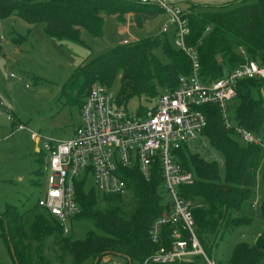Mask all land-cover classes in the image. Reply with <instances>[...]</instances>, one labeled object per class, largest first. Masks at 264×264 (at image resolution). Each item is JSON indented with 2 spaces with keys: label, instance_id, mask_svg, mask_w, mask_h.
I'll return each instance as SVG.
<instances>
[{
  "label": "trees",
  "instance_id": "16d2710c",
  "mask_svg": "<svg viewBox=\"0 0 264 264\" xmlns=\"http://www.w3.org/2000/svg\"><path fill=\"white\" fill-rule=\"evenodd\" d=\"M162 12L158 5L134 0H0V18L15 15L32 25L44 22L48 36L72 42H83L82 30L94 37L102 36L106 15L115 16L121 23L129 16L141 28ZM184 12L190 27L187 44L199 54V74L203 82L224 77L246 59L264 64V0L225 11ZM167 33L115 46L80 65L71 77L72 82L80 85L84 97L80 108L93 84L110 88L119 73L117 102L127 108L136 100L138 112L145 110L159 94L174 89L180 75L191 74L192 63L183 50L172 47ZM157 48L162 50L164 59L155 54ZM262 84L263 81L257 79L238 80L239 104L232 114L234 125L257 135L264 125ZM199 108L207 118L203 136L223 157L225 178L220 177L217 160L180 151L182 166L197 177L194 184L181 187V194L195 203L196 233L212 258L217 239L253 220L252 193L258 180L264 191V148L238 141L233 129L225 127L218 105L203 104ZM123 173L129 186L125 194H101L90 180H77L76 200L81 212L72 219L81 217L99 230L90 231L84 239H75L69 231L65 235L63 224L38 203L24 211L7 205L0 213V236L7 242L14 263L82 264L91 259L94 264L98 257L101 261L110 254L130 257L132 263L133 260L145 261L159 247L151 241L149 231L163 211L164 201L159 192L162 178L155 169L150 181L135 169ZM126 194L131 196L132 208L128 215H123L121 207ZM260 213L264 220V192ZM165 231L166 236L171 233L168 227ZM49 237L55 239L52 245L57 247L51 256L46 253L50 249L46 245ZM159 264L202 262L201 256H196L193 262ZM229 264H264V229L254 243L238 242Z\"/></svg>",
  "mask_w": 264,
  "mask_h": 264
},
{
  "label": "built area",
  "instance_id": "2783aa9c",
  "mask_svg": "<svg viewBox=\"0 0 264 264\" xmlns=\"http://www.w3.org/2000/svg\"><path fill=\"white\" fill-rule=\"evenodd\" d=\"M139 2L158 5L167 14L161 32H168L172 26L177 29L176 45L190 57L192 72L180 75L174 89L159 94L154 104L141 112H130L117 102V95L109 87L95 85L85 98L80 123L71 138L56 140L32 133V138L42 145L39 153L45 154L50 172L47 189L38 205L58 219L68 232L67 221L81 212L76 200L77 180H90L101 194H125L129 186L124 171L138 170L150 181L155 169L162 178L160 188L166 193L163 211L149 231L151 241L159 247L140 264L193 262L196 256H201L202 264H217L197 236L194 201L181 194V187L194 184L197 177L182 166L178 152L199 153L207 160H215L205 156L210 146L203 136L207 126L206 115L199 108L203 104L218 105L225 127L233 129L238 141L264 148V140L234 125L230 113L238 80L263 81L264 95V64L246 59L224 77L203 82L199 54L187 44L190 27L186 12L176 7L175 0ZM129 42L123 40V44ZM15 127L26 128L17 123ZM166 227L171 229L168 236Z\"/></svg>",
  "mask_w": 264,
  "mask_h": 264
},
{
  "label": "rangeland",
  "instance_id": "374dc122",
  "mask_svg": "<svg viewBox=\"0 0 264 264\" xmlns=\"http://www.w3.org/2000/svg\"><path fill=\"white\" fill-rule=\"evenodd\" d=\"M256 1L175 0L177 8L194 12L225 11ZM166 18L167 14L162 12L140 28L130 21L121 23L115 16L106 15L103 35L94 37L86 30H82L83 42L48 36L44 22L32 25L15 15L0 18V102H3L0 104V213L11 204L24 211L36 205L46 191L49 168L45 165V154L39 153L41 143L36 142L31 134L37 133L41 137L56 140H66L73 136L81 120L79 105L84 98L78 82L71 81L75 70L92 58L122 45L125 39L137 42L146 37L159 35L160 27ZM129 19L128 16L127 20ZM167 36L172 47L178 48L176 45L178 35L174 27L169 28ZM155 54L164 59L160 48L155 50ZM120 77L119 73L109 88L114 95L118 94ZM153 104L154 100L148 103L149 106ZM238 104L237 98L230 102L231 115ZM138 105L134 100L127 108L130 112H137ZM9 117L14 120H10ZM16 123L26 128L18 129L15 127ZM258 136L264 140V125L260 128ZM205 156L218 161L219 174L223 180L225 178L223 157L212 147ZM159 192L165 201L166 193L161 188ZM263 192L262 183L258 180L252 193L254 203L252 222L217 239L212 251V258L216 263L229 264L238 242L246 241L252 244L263 231L264 220L260 213ZM130 197V194L124 195V204L121 207L123 215H128L132 208L129 204ZM66 226L69 229L68 233L75 239H84L90 231H99L94 223L83 221L81 217L68 220ZM63 229L65 235H68L66 228ZM54 242L53 237L46 240L47 247H50L46 250L49 256L57 251V247L52 245ZM0 260L2 264H15L8 244L2 236ZM125 263L123 257L113 254L104 256L98 262V264ZM82 264H92V260L87 259ZM131 264L140 262L133 260Z\"/></svg>",
  "mask_w": 264,
  "mask_h": 264
},
{
  "label": "water",
  "instance_id": "95a60500",
  "mask_svg": "<svg viewBox=\"0 0 264 264\" xmlns=\"http://www.w3.org/2000/svg\"><path fill=\"white\" fill-rule=\"evenodd\" d=\"M123 258H125L126 260H128L129 261V264L132 263V259L130 257H123ZM99 260H100L99 257L97 259H95L94 264H98Z\"/></svg>",
  "mask_w": 264,
  "mask_h": 264
},
{
  "label": "crops",
  "instance_id": "0c3cea01",
  "mask_svg": "<svg viewBox=\"0 0 264 264\" xmlns=\"http://www.w3.org/2000/svg\"><path fill=\"white\" fill-rule=\"evenodd\" d=\"M176 3H177V2H176ZM157 17H158V16H157ZM129 18H130V19L127 20V21H130L131 23H134V22L131 20V17H129ZM153 19H154V18H153ZM167 19H168V17L166 18L165 22L167 21ZM150 20H152V19H150ZM127 21H126V22H127ZM165 22H164V23H165ZM164 23H163V24H164ZM161 27H162V26H161ZM161 27H160V30H161ZM9 119H10V118H9ZM10 120L13 121L14 119L12 118V119H10ZM15 125H16V124H15Z\"/></svg>",
  "mask_w": 264,
  "mask_h": 264
}]
</instances>
